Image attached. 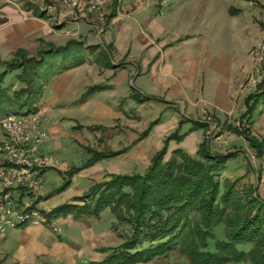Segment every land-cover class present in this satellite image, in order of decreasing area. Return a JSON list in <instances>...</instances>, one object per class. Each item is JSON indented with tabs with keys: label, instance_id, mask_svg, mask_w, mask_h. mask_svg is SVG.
<instances>
[{
	"label": "rangeland",
	"instance_id": "obj_1",
	"mask_svg": "<svg viewBox=\"0 0 264 264\" xmlns=\"http://www.w3.org/2000/svg\"><path fill=\"white\" fill-rule=\"evenodd\" d=\"M130 3L137 12L125 22L128 27L121 32L118 15L124 10L123 4ZM31 4L39 9L38 13L33 12ZM48 5L58 8L50 13ZM114 6L119 14L108 20ZM21 8L31 17H40L42 13V21L50 25L71 22L60 29L49 25L50 35L44 26L35 25L11 50V36L16 30L14 10ZM65 13L59 0H0V73L6 71L4 63L11 62L19 50L37 57L39 49H48L46 43L65 46L78 41L79 35L96 40V35L105 38V31L109 33L107 38L113 36L116 40L119 33H127L122 47L107 45L114 64L125 65L127 72L118 73L121 79L125 76L115 83L116 69L122 66L108 69L103 64L104 57L98 56L104 52L102 46L96 58H90L94 65L81 66L68 80L67 94L59 102L51 103L47 114L41 113L42 127L53 145L48 151L59 162L43 176L40 195L44 197L42 201L39 198L38 204L41 211L48 213L74 203L75 197L114 176L145 175L155 154L165 147V161L178 150L198 159L207 137L211 153L233 155L217 177L221 192L231 183L244 198L251 185L257 187L264 199V96L256 94L257 85L264 80V0H109L94 19L91 14L81 18L64 16ZM91 20L95 28L88 23ZM31 32L36 44L32 50L26 46L31 42ZM200 61L202 69H198ZM95 65L98 70L91 68ZM246 71L249 73L244 78ZM21 75L22 69L17 68L5 76L3 87L10 94L25 87ZM194 78L205 85L204 94L201 89L198 98L192 84ZM232 79L236 80L233 99L225 95L226 89L233 87ZM251 95L255 97L249 104L251 114L241 124L247 111L246 100ZM40 101L31 104L30 109L40 111ZM4 138L0 129V144ZM110 154L113 155L108 157ZM3 160L0 154V168ZM177 160L180 162L179 157ZM73 168L80 172L69 178ZM257 171L261 173L259 184ZM69 180L70 185L64 189ZM124 191L132 194L128 187ZM95 203L91 202L92 206ZM57 220L59 234L49 227L37 228L51 232L49 243L67 245L50 246L39 264L102 262L131 233V228L110 207L98 217L77 219L75 214H69ZM212 233L214 238L208 239V250L216 253L217 243L228 242L225 224L214 226ZM253 247L251 243L240 244L236 250L250 253ZM149 264L192 263L185 255L173 254ZM224 264L252 262L231 260Z\"/></svg>",
	"mask_w": 264,
	"mask_h": 264
},
{
	"label": "trees",
	"instance_id": "obj_2",
	"mask_svg": "<svg viewBox=\"0 0 264 264\" xmlns=\"http://www.w3.org/2000/svg\"><path fill=\"white\" fill-rule=\"evenodd\" d=\"M32 6L34 13H38L39 9ZM116 14L114 6L108 20ZM43 16L41 13L40 17ZM45 45L48 49H39L37 57L19 50L11 62L4 63L7 69L0 73V121L14 113L37 112V108L30 109V106L42 99L51 78L86 62L84 41H70L65 46ZM98 48L100 46H88V51L95 54ZM98 56L108 58L106 51ZM17 68L22 69L20 80L25 87L10 94L3 87V81L9 71ZM256 94L264 96V80L257 85ZM26 95V100H22ZM252 99H255L253 95L246 100L247 111L241 124L251 114L249 104ZM235 130L246 135L243 130ZM166 153L165 147L155 154L145 175L114 176L94 185L88 193L75 197L74 203L48 212V217L57 219L62 215L75 214L77 219L92 218L110 207L120 221L131 228L130 236L114 249L111 256L91 264H149L173 254L185 255L192 264H224L231 260L264 264V199L257 187L251 185L246 188L244 198L231 183L226 184L221 192L220 181L217 180L233 155L211 153L209 137L201 146L198 159L178 150L169 161H165ZM262 155L259 151V156ZM79 172L73 168L68 177L72 178ZM257 179L259 184V171ZM70 183L69 180L63 188ZM126 187L132 194L124 191ZM91 202L96 203L92 206ZM220 223L226 226L228 242L217 243V252L212 253L208 250V239L214 238L212 229ZM247 243L254 246L250 253L236 250L237 245ZM145 244L149 245L146 247Z\"/></svg>",
	"mask_w": 264,
	"mask_h": 264
},
{
	"label": "built area",
	"instance_id": "obj_3",
	"mask_svg": "<svg viewBox=\"0 0 264 264\" xmlns=\"http://www.w3.org/2000/svg\"><path fill=\"white\" fill-rule=\"evenodd\" d=\"M66 15L81 18L100 14L107 0H59ZM48 5V12L57 10ZM63 16V15H61ZM43 116L38 112H20L0 121L5 135L0 144L4 160L0 168V248L8 230L22 227H49L61 233L57 219L49 218L38 208L43 176L58 165V159L48 152L49 136L43 129Z\"/></svg>",
	"mask_w": 264,
	"mask_h": 264
},
{
	"label": "crops",
	"instance_id": "obj_4",
	"mask_svg": "<svg viewBox=\"0 0 264 264\" xmlns=\"http://www.w3.org/2000/svg\"><path fill=\"white\" fill-rule=\"evenodd\" d=\"M38 1H48V0H38ZM109 2V0H107L106 4ZM132 6V7H131ZM124 8L122 14H119V11L117 12V14H119L118 16H120L119 21L120 22V26H121V32L124 31V28L128 25L125 24L126 21H128L129 19L131 20V16H134L137 12V9H135L133 7V5L130 3L127 6L125 4H123L122 6ZM122 8V9H123ZM134 9V10H133ZM130 10V11H129ZM132 11V12H131ZM34 12V10H33ZM29 12L22 9L19 10H14V17L16 18L14 21V26H16V30L14 31V35L11 36L12 39H14V46L11 47V45H9L11 47V50H14L18 47V41L19 40H24L23 36L26 35V33L30 32L31 30H33V26L38 25L39 27L44 26V29L46 30V33L48 32L50 35V28H48V26L50 24H47L45 22H43L42 18L37 16H29ZM95 16L97 17V14H91L90 17H92V19L95 18ZM71 21H60L59 23L61 24H56L53 25L51 23V27H54L56 29H60L64 26H66L67 24H69ZM32 23V24H30ZM88 23H90L91 25H93V27L95 28V22L93 20L88 21ZM30 24V25H28ZM156 28V27H155ZM105 38H102L101 35L97 36L96 35V40L92 38V36H83V35H79L78 41H84L86 46V62L83 65H87L88 63L90 65H94L92 62V59H90L91 57L94 59L97 56V52L95 54H91L88 51V46H100L102 48V46L104 47V51L107 52L108 54V60L105 59L104 61V65L109 69L113 70L116 68H119L122 66L121 69H116V80L115 83H120L121 80L123 79V77L125 76L123 74V77L121 79V77H119L118 73H126L127 72V67L125 65H121V64H114V57L113 55H111V51H109L107 49V45L108 44H114L116 46L122 47L123 46V42L127 39L128 36H126L125 34H120L119 33V38L118 40L115 39V37L111 36L110 38H107V34L108 31H105ZM30 35H32V32L30 33ZM3 37V36H2ZM34 35H32L31 37V42L29 43V45H26L28 49L32 50L36 47V44H34ZM100 44H99V43ZM13 45V44H12ZM55 45V44H54ZM57 46V45H55ZM108 50V51H107ZM123 50V48L121 49ZM125 50V49H124ZM123 50V51H124ZM33 52V51H31ZM202 61L198 62V69H202L203 66L201 67ZM81 65V66H83ZM98 65V64H96ZM91 66V68L95 67L97 68V66ZM81 66L70 69L68 71H65L63 73L57 74L55 76H53L51 78V80L49 81V83L45 86L44 89V94L43 97L39 103L40 106V112L41 113H45L47 114V111L50 110L49 105L51 103H57L61 100L62 97H64L67 94V89L68 87H70L68 80L71 79V77H73L74 74H76L80 69ZM90 67V66H89ZM98 70V68H97ZM249 72H245V76H243L244 78L248 76ZM125 78H129V75ZM195 79V78H194ZM197 79L194 80V83H192L195 87H196V93H195V97H199V91L202 89V93L204 94L205 91V85L196 82ZM196 82V83H195ZM236 80L234 81V79L231 80V86L228 89H226V93L225 95L229 96V98L233 99L234 94L236 93V90L234 89V85H235ZM197 85V86H196ZM241 86V84H240ZM202 87V88H201ZM228 90V91H227ZM198 93V95H197ZM240 93V90H239ZM238 97H240V94L238 95ZM177 100H181V99H177ZM47 102V103H46ZM200 102V101H198ZM53 146L51 144V140H48V143L46 145V150L48 151L49 148ZM55 146V145H54ZM49 152V151H48ZM261 196V194H259ZM44 195H40V200H43ZM262 197V196H261ZM40 201V202H41ZM39 202V203H40ZM52 237L51 232L48 229H41V228H37V227H33V226H27V227H22L20 229H16V230H8L5 238L2 240V247L0 248V264H39L41 263L43 260V258L45 257V255L48 253L49 251V247H54L58 245H62L65 244L67 245L65 242H60V243H49L50 238ZM51 244V245H50Z\"/></svg>",
	"mask_w": 264,
	"mask_h": 264
}]
</instances>
